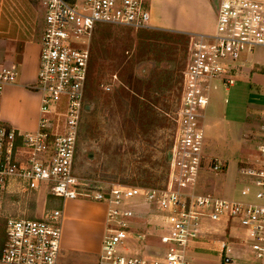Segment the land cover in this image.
Segmentation results:
<instances>
[{"label":"built area","instance_id":"2783aa9c","mask_svg":"<svg viewBox=\"0 0 264 264\" xmlns=\"http://www.w3.org/2000/svg\"><path fill=\"white\" fill-rule=\"evenodd\" d=\"M41 7L45 15L39 70L30 86L40 97L38 128L19 131L5 124L0 114V231L3 228L5 236L0 264H60L62 209L35 219L20 217L21 210L6 214L10 198L45 191L63 202L84 198L106 205L98 264H192L189 254L205 247L220 254L222 264H241L232 256L238 244L264 264V204L260 203L264 201V110L259 157L240 169L245 179L240 194L246 201L196 192L202 169L225 170L223 163L205 153L200 112L206 110L215 83L227 91L233 86V76L244 68L243 62L237 64L241 55L264 48V2L220 0L214 33L191 37L173 114L166 182L143 188L112 183L92 187L74 173V166L94 28L102 24L134 31L154 29L150 5L146 0H42ZM2 9L10 17L24 10L19 0H0V21ZM31 30L32 39L38 38L40 30ZM17 75L0 65V110L4 90L17 83ZM113 79L118 80L116 75ZM103 89L112 88L105 84ZM134 206L151 207L148 222L157 223L163 247L151 250L147 235L134 231L138 228L134 221L142 218Z\"/></svg>","mask_w":264,"mask_h":264},{"label":"rangeland","instance_id":"374dc122","mask_svg":"<svg viewBox=\"0 0 264 264\" xmlns=\"http://www.w3.org/2000/svg\"><path fill=\"white\" fill-rule=\"evenodd\" d=\"M27 1L31 4L30 8L25 6ZM41 2L42 0H19V3H23L24 10H21V13L18 14V16L13 15L10 17L9 15L7 16L5 11L7 9L6 7L5 10L2 9L4 11L1 14L0 21V28L2 22L7 23L8 28L11 30L12 27L15 28L19 39H23L28 42L36 41L35 46H27L26 44H22L20 46L18 44L8 43L3 45L0 51V54L3 57V61L0 59V61H2V63L0 62L2 65L6 63L5 52L10 51L9 49L11 46H13L16 53L21 54V58L25 56L30 59L31 68L28 71L30 73L29 75L30 77L36 75V79L33 83L36 82L38 76L41 52V42L39 37L40 32H42L41 30H43L42 19L45 15V12L41 7ZM35 28L40 30H38L39 36L38 38L32 39L30 34L34 35V33L31 32V29ZM114 30L119 33L122 32L121 34L124 33L126 38H130L132 40V42L128 44L130 45L129 51H131L129 56H132V52H135L137 46L136 36L138 35V31L124 28H107L104 33H113ZM100 44L101 43L95 44L97 50L102 47ZM36 55L38 61L37 65L35 64ZM188 59L189 48L183 70L188 62ZM242 62L244 64V68L240 69V73L236 76H233V86L227 91L220 82L215 83L216 87L211 91L206 110L200 112L201 117L198 120V124L205 129V153L211 159L217 158L221 163H223L225 165V170L215 172L212 169H202L197 179L198 183L196 192L198 195H210L218 199L246 201V199H243L240 194L245 185V179L241 176L240 169L253 165L256 162V157H259L257 144L259 142L258 133L261 127V112L264 110V85L255 80V75H260L258 69L260 67H264V48H257L253 53H245L241 55L240 61L237 64H241ZM14 70L18 74V84L21 73H26L27 71H22L21 67H16ZM99 82L101 85L97 89V84ZM108 83L111 85L112 90L114 86H120V82L118 80H109L108 77L99 79L95 75L91 76V87L93 89V93L97 95H101L100 93L102 92L106 93L103 86ZM28 102L29 105L26 106H29L31 109V115L29 117L30 120L28 119L29 125L23 126L22 124H12L14 128H19L24 132L33 131L36 126V117H34V113L37 111L38 99L36 96L30 94ZM169 102L172 105L173 99L170 98ZM24 112L25 109L15 112V117L22 119L24 117ZM28 113L29 112L27 111V116ZM168 114H166V116L169 124L165 130L164 144L170 145V142H172L173 139V130L175 127L173 122L174 112L170 110L168 111ZM6 121L3 120L5 124L11 126L8 123L9 121ZM99 121L98 127L102 129L101 133H104L105 135L102 137V140L101 137L92 136L93 138H90L88 142H86L83 137L80 138L76 151L77 158L75 157L74 173L78 177H81V179L89 182L92 187L105 185V183L124 185L119 182L121 179L120 174L118 175V180L116 181H113L111 178L114 176L113 172H116L119 169V166L123 165V161L129 159L130 155L128 154V157L123 155L120 159H116L113 158L114 156L111 158L103 157L102 152H100L101 158L98 156L97 152H99L101 146L108 142V137L106 136L107 131H105L106 123L102 118H99ZM124 143H128L126 138H124ZM88 156H90V158H88ZM133 168L134 167H131L130 165L129 171L131 172ZM49 197L50 195H47V192L45 191V193L41 194L10 198L7 200L9 202L6 204V214L10 213L17 215V210H21L22 214H19L21 215L20 217L28 219L40 218L42 213L45 215L48 211L52 210V208H48ZM78 199L86 200L84 198ZM44 203L46 204L45 207ZM260 203L264 204V201H260ZM133 209L137 212H146V214L144 213L145 220H139L140 224L137 227L140 229L136 228L134 231L147 235L148 240L145 242L151 250L163 247L161 243L162 234L158 232L157 223L153 222V225H151L148 222L150 217H152H149L148 213V210L151 209V207L146 206L145 208H137L134 206ZM153 212L154 211H152V213ZM135 226L136 225H133L134 228ZM112 228L114 227L112 226ZM197 249H200V247H197ZM204 250H193L194 252L189 254L192 264H222L220 254L212 253L211 251H208L210 249L206 247ZM232 256L235 259H238L241 264H260L248 248L244 249V247H241L239 244L234 247V253Z\"/></svg>","mask_w":264,"mask_h":264},{"label":"trees","instance_id":"16d2710c","mask_svg":"<svg viewBox=\"0 0 264 264\" xmlns=\"http://www.w3.org/2000/svg\"><path fill=\"white\" fill-rule=\"evenodd\" d=\"M107 28L122 27L98 24L94 28L86 102L77 148L81 137L86 142L93 137H101L102 140L105 134L98 127L99 118H102L106 123L108 142L101 146L98 156L100 157V152L103 157L114 156L116 159L130 155L113 172L111 179L118 180L120 174L119 182L127 186H162L166 182L173 144V139L170 145L164 144L165 130L169 124L166 114L170 110L175 112L180 98L182 71L191 37L158 29L141 30L136 36L135 52L129 56L131 51L128 44L132 40L116 30L104 33ZM96 43H101L102 46L98 50ZM258 72L264 74V67H260ZM92 75L99 79L108 77L109 80L116 75L120 86H114L113 90L106 92L108 94L102 92L103 94L97 95L91 87ZM100 85L99 82L97 89ZM170 98L173 99L172 105ZM124 138L128 140L127 144L124 143ZM75 157L77 158V152ZM130 165L134 167L131 172ZM55 199L53 196L49 197L48 208H52L51 203ZM4 241L2 228L0 250Z\"/></svg>","mask_w":264,"mask_h":264},{"label":"crops","instance_id":"0c3cea01","mask_svg":"<svg viewBox=\"0 0 264 264\" xmlns=\"http://www.w3.org/2000/svg\"><path fill=\"white\" fill-rule=\"evenodd\" d=\"M25 1V0H24ZM151 8V26L154 29L172 31L187 34L189 36H199L201 34H213L216 27V11L220 4V0H146ZM263 1L264 0H256ZM23 5V3H22ZM25 6L31 7L29 1ZM43 21V19H42ZM42 24V23H41ZM1 41L0 51L3 45L26 44L27 46H35V42H28L19 39L16 29L8 28L7 23L1 24ZM38 47V46H37ZM5 52V64L2 65L3 57L0 54V65L7 66L12 69L21 67L22 71L19 83L8 86L3 93L1 104V118L13 127L12 124H22L28 126L30 117L29 105L30 94L38 99L37 111L34 113L36 117V126L33 131L38 128L39 122V105L40 97L37 93L30 90V86L35 81V76L30 77L28 72L31 68L30 59L20 53H16L13 46ZM37 55L35 64L37 65ZM8 63V64H7ZM10 64V65H9ZM255 80L264 85V74L255 75ZM19 100V101H18ZM25 109L24 117L18 119L15 112ZM27 111L28 116H27ZM30 120V119H29ZM19 131V128H16ZM27 131V132H33ZM24 132V131H22ZM52 209H62V238L60 249V264H98V259L102 251V244L106 233L107 225V207L104 204L89 200H69L63 202L56 198L52 203ZM44 203V207H45ZM145 208V207H143ZM144 213L139 212L142 218L137 219L134 223L138 226L139 220L144 221ZM149 213V212H148ZM43 213L40 218L43 217Z\"/></svg>","mask_w":264,"mask_h":264},{"label":"water","instance_id":"95a60500","mask_svg":"<svg viewBox=\"0 0 264 264\" xmlns=\"http://www.w3.org/2000/svg\"><path fill=\"white\" fill-rule=\"evenodd\" d=\"M170 156V155H169ZM170 158V157H169Z\"/></svg>","mask_w":264,"mask_h":264}]
</instances>
